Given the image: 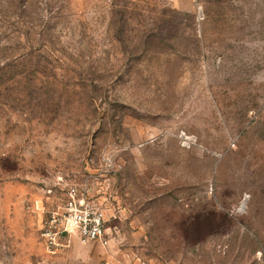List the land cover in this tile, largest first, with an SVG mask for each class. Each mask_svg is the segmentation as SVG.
<instances>
[{
	"label": "rangeland",
	"instance_id": "1",
	"mask_svg": "<svg viewBox=\"0 0 264 264\" xmlns=\"http://www.w3.org/2000/svg\"><path fill=\"white\" fill-rule=\"evenodd\" d=\"M0 264H264V0H0Z\"/></svg>",
	"mask_w": 264,
	"mask_h": 264
},
{
	"label": "built area",
	"instance_id": "2",
	"mask_svg": "<svg viewBox=\"0 0 264 264\" xmlns=\"http://www.w3.org/2000/svg\"><path fill=\"white\" fill-rule=\"evenodd\" d=\"M41 238L49 250H56L76 236L85 243H110L105 211L90 201L85 190L73 184L65 200L48 210Z\"/></svg>",
	"mask_w": 264,
	"mask_h": 264
}]
</instances>
